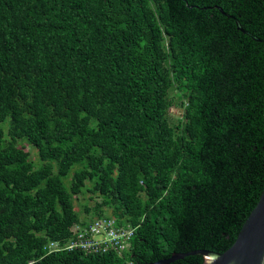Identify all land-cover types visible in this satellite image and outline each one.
<instances>
[{
  "label": "trees",
  "instance_id": "obj_1",
  "mask_svg": "<svg viewBox=\"0 0 264 264\" xmlns=\"http://www.w3.org/2000/svg\"><path fill=\"white\" fill-rule=\"evenodd\" d=\"M233 17L264 38V0H0V264L232 244L264 187V41ZM98 217L134 228L126 250L49 248Z\"/></svg>",
  "mask_w": 264,
  "mask_h": 264
},
{
  "label": "water",
  "instance_id": "obj_2",
  "mask_svg": "<svg viewBox=\"0 0 264 264\" xmlns=\"http://www.w3.org/2000/svg\"><path fill=\"white\" fill-rule=\"evenodd\" d=\"M213 7L224 12L220 6L215 5ZM227 15L229 16V14ZM233 18L237 29L251 36L254 40L264 41V38H260L244 29L239 20L235 17ZM191 253L201 254L203 261L200 264H264V187L255 205L242 222L234 241L228 248L222 252L201 249ZM183 255L174 253L168 258L160 259L152 264L167 263Z\"/></svg>",
  "mask_w": 264,
  "mask_h": 264
},
{
  "label": "built area",
  "instance_id": "obj_3",
  "mask_svg": "<svg viewBox=\"0 0 264 264\" xmlns=\"http://www.w3.org/2000/svg\"><path fill=\"white\" fill-rule=\"evenodd\" d=\"M73 238L59 245L51 241L50 249L77 248L84 253H100L115 250L121 253L128 248V241L133 227L117 223L110 217H98L87 224H74L71 226Z\"/></svg>",
  "mask_w": 264,
  "mask_h": 264
},
{
  "label": "rangeland",
  "instance_id": "obj_4",
  "mask_svg": "<svg viewBox=\"0 0 264 264\" xmlns=\"http://www.w3.org/2000/svg\"><path fill=\"white\" fill-rule=\"evenodd\" d=\"M171 94L176 95L177 90L176 88L171 90ZM176 99V97H175ZM169 119L171 122L176 123L178 120V117L181 115V109L177 107L176 105L172 104L168 109ZM18 144L23 147V149L27 152L28 156L33 159L37 160V149L31 144L26 143L25 141H19ZM89 192L85 191L83 194H78L74 197V207L76 210L79 211L80 217H87L88 214H85L83 211V203H87L88 205L93 204L95 200H99L98 195H94L93 197H89ZM106 210H109L106 208Z\"/></svg>",
  "mask_w": 264,
  "mask_h": 264
},
{
  "label": "clouds",
  "instance_id": "obj_5",
  "mask_svg": "<svg viewBox=\"0 0 264 264\" xmlns=\"http://www.w3.org/2000/svg\"><path fill=\"white\" fill-rule=\"evenodd\" d=\"M50 242H51V241H50ZM50 242H49V243H50ZM49 243H48V244H49Z\"/></svg>",
  "mask_w": 264,
  "mask_h": 264
}]
</instances>
